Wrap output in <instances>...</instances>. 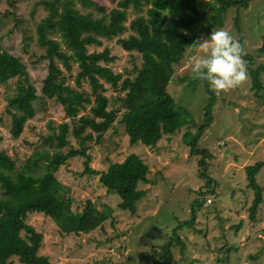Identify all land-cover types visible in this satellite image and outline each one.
<instances>
[{"label":"rangeland","instance_id":"1","mask_svg":"<svg viewBox=\"0 0 264 264\" xmlns=\"http://www.w3.org/2000/svg\"><path fill=\"white\" fill-rule=\"evenodd\" d=\"M64 0H0V49L18 56L25 66L22 79L29 80L36 94L33 101L34 114L27 117L18 136L8 132L10 117L6 112V95L14 91V80L0 85V149L5 156L0 159V169L7 171V160L13 162L12 170H18L30 152L42 149L50 152L67 146L56 145L62 139L73 148L78 140L72 133L71 120L55 98L41 94V78L47 69L51 75L64 74L65 81L77 89L91 92L86 80L75 85L73 76L82 61L107 47L114 58L107 61L114 72L122 76L132 75L133 65L140 58L135 50H124L115 37H100V43L87 40L96 36L92 27L80 34L82 46L77 49L58 31H50L46 22L56 19L64 9ZM67 0V6L91 18L105 15L115 0ZM130 6L126 9L127 25L131 17L143 13ZM97 6H102V9ZM237 16V24L234 17ZM44 27L41 29L40 26ZM228 30L245 49L254 54L253 65L264 63V0H249L246 7H229L222 24L212 27ZM43 30V31H42ZM186 32L188 29L184 28ZM127 28L118 36H125ZM211 34V33H210ZM204 29L195 44L207 39ZM198 48L184 47L181 58L173 63L170 76L154 74L152 80L165 87L177 104L188 110L190 123L163 133L153 145L140 141L129 143L122 122V91L108 82H102V92L108 98L107 108H113L115 117L98 141L95 137L84 140L87 163L94 169H105L113 161L121 160L134 152L147 165L148 182H137L145 189L136 201L133 212L118 207L120 198L107 192L97 180V174L81 172L86 157L71 153L53 172L50 192L59 203L71 210L81 209L86 199L103 211L107 217L87 232L62 233L54 221L41 212H28L25 221L42 233L38 253L48 258V264H152L150 249L164 242L172 234L176 223L191 216L193 223L177 229L185 249L179 251L178 244L171 246V256L165 264H264V191L253 216H249V205L253 196L247 186L244 167L257 161L263 164L255 172L257 183L264 184V99L255 97L250 88V78L241 86L214 96L211 121L198 131L197 144L206 147V172L211 178L208 185L199 175L197 154L189 153V139L197 132L202 121V107L207 92L201 83L191 81V57ZM259 77L264 83V70ZM199 80V79H198ZM264 92V90H263ZM92 97V94H90ZM242 104L244 125L236 119L238 106ZM89 104L76 115L89 114ZM11 108H13L10 105ZM88 128H86L87 130ZM94 134V132H93ZM45 161L43 156L38 163ZM213 189L208 192L207 188ZM207 189V190H206ZM205 197L199 206L191 204L196 197ZM210 201H207V198ZM5 264H24L12 255Z\"/></svg>","mask_w":264,"mask_h":264},{"label":"trees","instance_id":"2","mask_svg":"<svg viewBox=\"0 0 264 264\" xmlns=\"http://www.w3.org/2000/svg\"><path fill=\"white\" fill-rule=\"evenodd\" d=\"M66 1H62L64 9L60 16L46 22L45 26L50 31L60 32L69 43L79 49L82 46L79 38L81 32L92 27L98 37L90 36L87 40L99 44L100 37L116 36L115 41L124 50L137 51L140 60L137 65H133L132 75L122 76L119 71L114 72L104 64L114 58V55L108 54L107 47L96 51L90 60L80 63V68L73 76L75 85H79L81 80H86L91 89L89 93L69 85L64 74L53 76L50 69L46 70L41 78L40 92L45 97L57 99L61 104L64 114L71 120L72 133L79 145L78 148H73L67 141L59 138L56 145L67 146L66 151L61 148L50 152L42 149V154L39 150H34L25 157L18 170H12L13 162L10 159L7 160V171L0 169V264L7 263L12 255L24 264H48L47 256L37 252L42 233L25 221L28 212L37 211L49 216L62 233L87 232L107 217L89 199L85 200L81 209L73 211L68 205L59 204L50 192V183L55 179L53 172L75 151L86 157L81 172L97 174V180L105 190L116 193L120 198L118 207L130 212L135 210L136 201L145 192V189L137 187V182L149 181L146 176L147 165L137 154L129 152L121 160L113 161L101 170L94 169L87 163L88 155L85 153L84 140L93 136L98 141L116 113L113 108H107L108 98L102 92L104 87L99 78L123 92L119 97V106L122 108L119 120L123 124L128 142L155 144L163 133H171L179 126L190 123L191 118L188 110L177 104L165 87L158 86L152 80V76L154 74L170 76L173 71L172 64L181 58L184 47L196 43L201 29L210 34L213 26L222 24L224 13L229 7L234 6L236 9L246 7L249 2V0H115L105 15L91 18L68 7ZM88 2L94 3L92 0ZM143 4L149 5L145 7L143 13L131 17L126 25L124 21L127 7L140 10ZM97 7L102 9V6ZM234 22L237 24V16L234 17ZM40 28L44 29L42 25ZM127 28L130 30L129 33L118 36ZM244 59L247 61L252 93L255 97L264 99V83L259 77L260 71L264 70V63L258 62L253 65L254 54L250 52H246ZM24 73L25 66L18 56L0 49V85L9 79L14 80V91L6 95V112L10 117L8 132L12 137L19 135L25 119L34 114L33 101L36 94L32 83L22 79ZM191 81L201 83L208 94L202 107V121L188 142L189 153L198 155L196 159L198 173L205 179L204 184L208 185L211 181L206 172V157L209 151L197 144V138L198 131L204 129L211 121L215 92L207 81L198 79ZM86 104H89V114L81 113L75 116ZM4 156L5 152L0 149V159ZM41 156L45 161L39 164L38 158ZM262 164L257 161L244 167L246 184L253 193L248 207L251 217L264 191V184L257 183L254 175ZM207 189L208 192L213 191L212 187ZM204 198L196 196L191 204L199 206ZM190 213L188 219L180 220L173 226L172 234L164 242L151 247L149 256L152 264H165L171 256L170 248L173 244H178L179 251L183 252L185 244L176 231L182 226L192 225L193 208L190 209Z\"/></svg>","mask_w":264,"mask_h":264},{"label":"clouds","instance_id":"3","mask_svg":"<svg viewBox=\"0 0 264 264\" xmlns=\"http://www.w3.org/2000/svg\"><path fill=\"white\" fill-rule=\"evenodd\" d=\"M194 47L199 54L191 57L193 78L207 81L216 94L235 89L248 80L245 49L228 30L211 32Z\"/></svg>","mask_w":264,"mask_h":264},{"label":"water","instance_id":"4","mask_svg":"<svg viewBox=\"0 0 264 264\" xmlns=\"http://www.w3.org/2000/svg\"><path fill=\"white\" fill-rule=\"evenodd\" d=\"M243 107L244 106L242 104H240L237 108V111H236V119L240 123V128L244 125V116L241 114Z\"/></svg>","mask_w":264,"mask_h":264},{"label":"built area","instance_id":"5","mask_svg":"<svg viewBox=\"0 0 264 264\" xmlns=\"http://www.w3.org/2000/svg\"><path fill=\"white\" fill-rule=\"evenodd\" d=\"M207 198V201H210V198L206 197Z\"/></svg>","mask_w":264,"mask_h":264}]
</instances>
